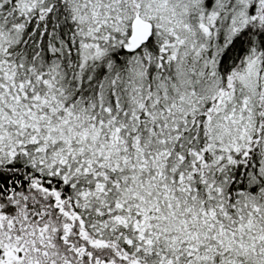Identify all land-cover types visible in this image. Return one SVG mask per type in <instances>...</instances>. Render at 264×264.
<instances>
[{
  "label": "snow or ice",
  "instance_id": "1",
  "mask_svg": "<svg viewBox=\"0 0 264 264\" xmlns=\"http://www.w3.org/2000/svg\"><path fill=\"white\" fill-rule=\"evenodd\" d=\"M0 264H264V0H0Z\"/></svg>",
  "mask_w": 264,
  "mask_h": 264
}]
</instances>
